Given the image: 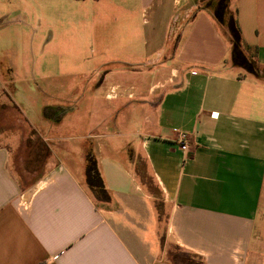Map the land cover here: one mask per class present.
Wrapping results in <instances>:
<instances>
[{
    "label": "crops",
    "instance_id": "obj_1",
    "mask_svg": "<svg viewBox=\"0 0 264 264\" xmlns=\"http://www.w3.org/2000/svg\"><path fill=\"white\" fill-rule=\"evenodd\" d=\"M39 2L70 11L74 50L96 61L71 98L21 102L43 120L21 110L50 152L40 178L22 187L0 142V264H264V77L228 64L217 0ZM229 2L264 70V0ZM13 72L0 60L17 91ZM28 77L39 94L47 76Z\"/></svg>",
    "mask_w": 264,
    "mask_h": 264
},
{
    "label": "rangeland",
    "instance_id": "obj_2",
    "mask_svg": "<svg viewBox=\"0 0 264 264\" xmlns=\"http://www.w3.org/2000/svg\"><path fill=\"white\" fill-rule=\"evenodd\" d=\"M229 1L228 16L233 13ZM58 5L53 3L44 7L39 0H0V60L5 59L13 68V79L17 87L16 91L7 84L8 87L0 86V142L6 143L10 150V168L22 187L31 185L43 175L45 163L50 157L45 144L38 134L30 132L22 115V111L30 115L34 112L36 116L31 119L42 126L39 110L35 107L26 109L21 103L23 98L28 95L39 97L37 107L42 102L50 104L54 98H71L70 85L87 80L85 71L94 67L96 61L88 53H77L74 50L76 40L71 33L70 11ZM221 31L227 38L226 24L221 26ZM248 53L252 55V50ZM228 64L241 74H251L243 67L232 65L231 57ZM255 66L258 72L254 76L264 77V70L257 64ZM39 70L47 77L39 81V94L36 90L30 93L26 78ZM77 70L84 71L82 80L74 75ZM9 94L19 99L21 108L8 100ZM85 119V114H79V122ZM61 131L63 129L58 132ZM171 251L177 258L184 256L176 249Z\"/></svg>",
    "mask_w": 264,
    "mask_h": 264
},
{
    "label": "trees",
    "instance_id": "obj_3",
    "mask_svg": "<svg viewBox=\"0 0 264 264\" xmlns=\"http://www.w3.org/2000/svg\"><path fill=\"white\" fill-rule=\"evenodd\" d=\"M213 16L220 25L226 24L228 41L231 45L230 57L232 65L243 67L248 73L257 75L258 70L254 60L255 52L242 41L234 13L228 16V0H217L213 8ZM250 50H252V55L248 53ZM86 176L89 188L97 196L100 189L98 174L93 162L90 160L87 161Z\"/></svg>",
    "mask_w": 264,
    "mask_h": 264
},
{
    "label": "built area",
    "instance_id": "obj_4",
    "mask_svg": "<svg viewBox=\"0 0 264 264\" xmlns=\"http://www.w3.org/2000/svg\"><path fill=\"white\" fill-rule=\"evenodd\" d=\"M178 145L182 149H184V148L187 147V145H188V137H187V135L185 133L179 134V137H178Z\"/></svg>",
    "mask_w": 264,
    "mask_h": 264
}]
</instances>
